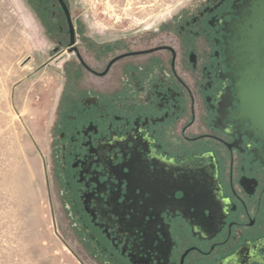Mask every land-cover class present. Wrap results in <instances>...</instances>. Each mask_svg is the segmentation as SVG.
Masks as SVG:
<instances>
[{"label":"flooded vegetation","instance_id":"1","mask_svg":"<svg viewBox=\"0 0 264 264\" xmlns=\"http://www.w3.org/2000/svg\"><path fill=\"white\" fill-rule=\"evenodd\" d=\"M63 1L68 15L41 0L37 17L52 57L67 55L53 160L90 260L264 264V142L239 114L226 54L245 0L100 35Z\"/></svg>","mask_w":264,"mask_h":264},{"label":"rangeland","instance_id":"2","mask_svg":"<svg viewBox=\"0 0 264 264\" xmlns=\"http://www.w3.org/2000/svg\"><path fill=\"white\" fill-rule=\"evenodd\" d=\"M100 35L115 20L160 21L204 0H68ZM41 0H0V264H102L61 196L53 121L66 54L52 57ZM108 22V23H106Z\"/></svg>","mask_w":264,"mask_h":264},{"label":"water","instance_id":"3","mask_svg":"<svg viewBox=\"0 0 264 264\" xmlns=\"http://www.w3.org/2000/svg\"><path fill=\"white\" fill-rule=\"evenodd\" d=\"M58 1L67 14L64 1ZM229 32L226 54L239 114L264 142V0H245Z\"/></svg>","mask_w":264,"mask_h":264}]
</instances>
